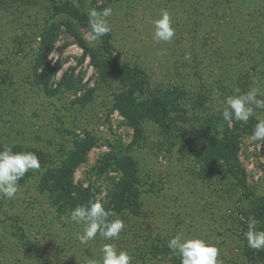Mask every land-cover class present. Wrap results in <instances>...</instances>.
<instances>
[{
    "label": "rangeland",
    "instance_id": "374dc122",
    "mask_svg": "<svg viewBox=\"0 0 264 264\" xmlns=\"http://www.w3.org/2000/svg\"><path fill=\"white\" fill-rule=\"evenodd\" d=\"M71 1L86 13L113 9L108 21L116 58L147 76L139 99L182 92L177 102L185 110L187 130L210 122L221 130L223 101L237 89L258 88L264 94V0ZM164 9L172 16L175 36L155 43L153 21ZM52 16L48 0H0V146L35 152L44 163L19 181L15 198H0V264H85L99 258L105 243L126 250L131 264H181L167 247L177 232L215 243L222 264H264L245 254L249 223L264 231V146L243 134L239 157L249 198L229 174L205 169L190 137L180 138L152 122L141 125L136 137L116 108L120 87L101 81L64 27L45 62L58 64L59 71L45 89L37 74L43 70L41 45ZM82 33L99 49L100 39L90 41L89 31ZM203 96L206 104L198 109ZM258 119H264V110L255 109L241 123ZM87 134L97 144L76 170V187L90 188L103 205L111 204L122 173L100 169L115 153L137 163L140 194L136 213L110 218L124 222L119 238L106 241L97 235L81 244L77 233L83 225L60 213L41 189Z\"/></svg>",
    "mask_w": 264,
    "mask_h": 264
},
{
    "label": "trees",
    "instance_id": "16d2710c",
    "mask_svg": "<svg viewBox=\"0 0 264 264\" xmlns=\"http://www.w3.org/2000/svg\"><path fill=\"white\" fill-rule=\"evenodd\" d=\"M48 1L53 16L52 21L44 29L41 45L42 56L39 60L43 70L37 74L38 83L49 90L52 79L59 71L58 64L53 66L50 63L45 64V62L56 45L61 28L64 27L65 31L74 38L75 43L83 50L84 56L90 58L92 65L99 72L101 81L104 83L114 82L120 87L121 92L117 98L116 108L129 125L134 128L136 137L140 135L141 125L145 122L160 125L164 130L180 138L190 137L196 144L197 155L206 170L229 174L245 190L246 197L252 196L248 191L247 172L241 165L239 156L242 136L244 133L251 136L255 123L243 126L241 122L233 120L229 124L224 121L221 115L218 118L221 121V130L211 128L212 122L208 126L202 125L187 130L185 127L188 122L183 116L185 110L182 103L177 102L182 92L179 91L164 98L153 96L146 100H140L139 96L148 85L147 76L140 68L123 64L116 58L111 33L100 38L99 49L91 47L82 33V31H89L87 13L71 0ZM57 18L60 20H55ZM206 101L204 96L199 98L198 109L202 108ZM96 144V140L87 134L85 139L75 143L74 149L64 162L63 167L44 179L46 184L41 191L49 195L53 205L60 213L70 214L77 205H86L89 201H98L96 194L91 192L90 188H77L74 180L76 170L85 163L88 154ZM13 150L20 151L15 148ZM35 154L38 156L37 153ZM38 158L40 165L44 166L43 157L38 156ZM110 170L122 173V177L118 188L113 190L114 195L111 204H102L105 210L114 214L128 210L136 213L139 209L140 194L137 163L129 155L122 156L112 153L102 162L100 169L103 173ZM257 211L254 210L255 216L262 219L263 216ZM111 217L113 216L109 218ZM18 227L23 232L22 226ZM25 247L29 246L25 244ZM245 254L251 262H264V250L253 251L247 247Z\"/></svg>",
    "mask_w": 264,
    "mask_h": 264
},
{
    "label": "clouds",
    "instance_id": "9594fccd",
    "mask_svg": "<svg viewBox=\"0 0 264 264\" xmlns=\"http://www.w3.org/2000/svg\"><path fill=\"white\" fill-rule=\"evenodd\" d=\"M113 14L111 7L102 11L90 9L88 15L90 41H97L111 32L108 18ZM175 36L174 21L166 9L161 10L159 17L153 21V36L155 43L171 42ZM190 59V54H185ZM222 116L225 122L233 120L247 123L253 117L254 110H264V94L258 88H250L241 93L227 96L223 101ZM251 141L264 146V119H258L252 129ZM41 167L38 156L30 151H14L12 146H0V198L13 199L19 191V181L30 170ZM114 214L106 211L100 201H89L86 205H77L70 213V220L83 225V230L77 233L81 244H88L97 235L106 241L119 238L124 230V222L119 217L110 219ZM248 247L254 250H264V231L256 229L255 222L249 223L245 233ZM168 249L180 258L181 264H222L217 245L196 235H185L177 232L167 242ZM99 258H89L85 264H131L132 257L124 249H118L112 243H105L99 249Z\"/></svg>",
    "mask_w": 264,
    "mask_h": 264
}]
</instances>
